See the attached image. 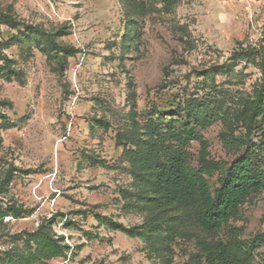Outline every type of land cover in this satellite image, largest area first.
I'll use <instances>...</instances> for the list:
<instances>
[{
  "label": "rangeland",
  "instance_id": "rangeland-1",
  "mask_svg": "<svg viewBox=\"0 0 264 264\" xmlns=\"http://www.w3.org/2000/svg\"><path fill=\"white\" fill-rule=\"evenodd\" d=\"M0 55V213L29 210L0 218V254L45 220L69 245L50 264H188L193 241L154 249L109 223L146 219L122 192L145 175L132 152L167 135L196 166L200 135L209 158L227 166L247 145L264 170V110L250 143L222 141L245 137L242 112L264 101V0H0ZM198 103L213 111L204 127ZM218 236L264 264V188Z\"/></svg>",
  "mask_w": 264,
  "mask_h": 264
},
{
  "label": "trees",
  "instance_id": "trees-1",
  "mask_svg": "<svg viewBox=\"0 0 264 264\" xmlns=\"http://www.w3.org/2000/svg\"><path fill=\"white\" fill-rule=\"evenodd\" d=\"M3 18L20 24L7 15ZM262 110L263 98L251 102L242 112L249 124L247 135H240L236 141L235 137L231 138V133L222 136L223 143L226 146L232 143L235 148L250 143L252 129L259 128L257 115ZM189 118L194 121L193 126L204 127L213 120V111L204 110L198 103L190 107ZM193 131L192 127L188 129L189 134ZM181 136L180 131L171 133V138L176 141H181ZM166 138L167 135L158 136L160 145L156 139V143L137 148L131 154L133 163L140 164L145 175L139 179L135 177L136 193L122 192L124 196L136 198L137 203L133 206L145 212V221L132 228L112 221L109 222L111 226L130 237L143 239L154 249L156 245L162 247L164 242L169 244L175 239L193 241L196 252L190 254L188 264H254L250 247L238 239L222 240L218 236L223 225L237 216L240 205L264 188V170L252 159L249 147L246 145L244 152L225 166L221 161L209 158L208 143L198 135L195 138L199 146L197 165L193 166L187 151L174 145L164 146ZM214 172H219L221 178L217 186L211 187L208 177ZM28 212L8 205L0 218L6 215L18 217ZM95 218L100 224L107 222L98 215ZM18 234L22 237V245L13 244L2 251L0 264H50L51 259L64 255L69 249L63 237L57 236L45 220L35 230ZM254 241L260 243L263 239L255 237Z\"/></svg>",
  "mask_w": 264,
  "mask_h": 264
}]
</instances>
